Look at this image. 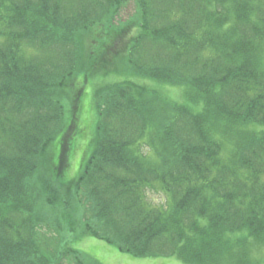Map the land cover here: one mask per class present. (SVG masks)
<instances>
[{
	"label": "trees",
	"instance_id": "trees-1",
	"mask_svg": "<svg viewBox=\"0 0 264 264\" xmlns=\"http://www.w3.org/2000/svg\"><path fill=\"white\" fill-rule=\"evenodd\" d=\"M120 2L0 0V264H103L72 245L83 235L136 256L262 264L264 0H139L128 61L181 87V102L127 74L88 92L113 66L103 58L119 61L128 31L109 16ZM91 26L97 63L79 50ZM40 230L61 245L40 246Z\"/></svg>",
	"mask_w": 264,
	"mask_h": 264
},
{
	"label": "rangeland",
	"instance_id": "rangeland-1",
	"mask_svg": "<svg viewBox=\"0 0 264 264\" xmlns=\"http://www.w3.org/2000/svg\"><path fill=\"white\" fill-rule=\"evenodd\" d=\"M120 1L121 2L119 4L115 5V9L112 10V12L110 13V16H109L110 21L113 23L114 22L117 23L119 21H122L124 23L125 31L129 32V33L127 32L126 35L118 37L119 40H117L115 43V44H117V48L119 49V56H118L119 61L118 62H120V63L117 62V57L114 61V64H113V61L110 60V58H108V59L103 58V60H105L106 62L103 61L100 65V67L101 66L103 67L104 65L110 66L109 65L110 63L113 66L109 67L110 70L105 72L106 76L105 77L102 76L103 77L102 79L97 78L95 82H92V81L89 82L86 79L85 86L88 84L91 87L90 90L88 89V92H90V91H91V93H92V91L95 92V89H97V87L100 85V83L112 82V81H114V79H117L118 77L122 78V76L127 74V77L130 78L133 82H135L136 85H138V83H144L147 88L148 87H158L162 91H164L171 99H174V100H177L180 102L184 101L185 100V93L181 87L176 86V85H163V87H161V84L153 81L150 78H147V77L141 75V73L136 69V67L135 66L133 67V65L131 63H129V61H128L129 48L131 46V43L134 41V38L141 31V25H142V20H143L142 11H141L142 9H141V5H140L139 0H120ZM126 21H129V22L131 21L130 25L126 24ZM95 29H96L95 26H91V27H88V29H85V30L82 29L80 31L79 50L81 53H83L84 57L89 56L88 52H91V50H92L91 45L94 43V39H93L92 34L95 33ZM105 42H103L102 45H104ZM114 42H115V40L113 39V42L110 41V43H105L107 48L104 47L102 49L104 51L107 50L108 47H110ZM120 43H122V44L120 45ZM127 51H128V53H127ZM129 56H130V54H129ZM88 59H90L91 62L97 63V60H94L90 56L88 57ZM114 70H116V72H118V73L114 74ZM91 71H93V70L90 69L89 73ZM75 81H76L75 87H78V90H77V93H78V91L80 90L79 86L81 85V83H80V81L79 82L77 80H75ZM65 87H66V85H65ZM86 89H87V87H86ZM63 94L65 95V97H68L65 90H63ZM82 95H83V99L86 98L84 100L85 106L83 109V119L85 120V122L87 124L85 126L88 129V132L90 134L92 133V131L95 133L96 125L99 121L98 117H97V115H93L92 110L90 109V106H89L90 96H89V94L83 93ZM81 102H82V100H81ZM68 106H73L72 110L69 113V114H71L70 118L72 119V116L76 117L75 115L78 113L77 112L78 108H76V100L74 101V105L69 100ZM72 112H73V114H72ZM77 120H78V118L76 119V121ZM69 135H70L69 133L66 134V139H64L66 142H70ZM61 143L64 146L63 149H65V150L69 149L67 146V143H63V142H61ZM77 145H78V143H77ZM144 147H146V145ZM79 154H80V151L76 155V160H78ZM82 164H83V162H82ZM80 166H81V164H80ZM77 168H78V165L76 162L72 169L68 168L69 169L68 172L71 174H74L77 171V170H75ZM80 168H82V166ZM37 175H39L40 181H42V183H43L42 186H47V187L52 188L54 190V188L52 187V183L54 185L56 183L52 182V181H56V180L51 179V177H44L40 173H37ZM71 181H73V182H69V183H71L70 187H71V189H73V188L75 189L76 188L75 184L77 185L78 182L77 183L75 182V181H77L76 179H73ZM80 181H81V179H80ZM79 190L75 189L73 191V192H75L73 195V199L77 200V202L80 198L79 197L80 196ZM81 197L86 199L85 194L82 195V193H81ZM71 199H72V196H71ZM150 199L153 200L155 203H159V202H163L165 197L159 192H150ZM39 237H40V241H39L40 244L39 245L44 247V248L49 247L50 251L61 245V243H59L58 241L53 243L52 240L55 239V237H51L50 233H45L42 230H40V236ZM48 241L51 242V245H48V246L41 245V244L48 243ZM71 242H72L73 246H75L76 248L82 249L85 252L92 255L93 257L99 259L103 264H189L176 255L136 256V255H133L129 252L121 251L119 249V247H117L116 245L109 243V242H107L101 238L92 236V235H83V236L75 238L74 240H71ZM262 264H264V262H262Z\"/></svg>",
	"mask_w": 264,
	"mask_h": 264
}]
</instances>
